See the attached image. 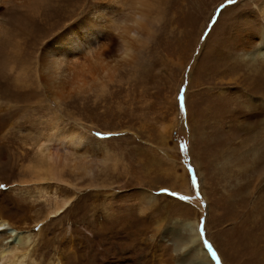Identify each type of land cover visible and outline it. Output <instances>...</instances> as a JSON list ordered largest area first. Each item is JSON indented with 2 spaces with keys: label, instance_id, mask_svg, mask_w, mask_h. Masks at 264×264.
Returning a JSON list of instances; mask_svg holds the SVG:
<instances>
[{
  "label": "rangeland",
  "instance_id": "1",
  "mask_svg": "<svg viewBox=\"0 0 264 264\" xmlns=\"http://www.w3.org/2000/svg\"><path fill=\"white\" fill-rule=\"evenodd\" d=\"M259 3L0 0V220L24 242L0 264H264V70L237 47Z\"/></svg>",
  "mask_w": 264,
  "mask_h": 264
},
{
  "label": "bare ground",
  "instance_id": "2",
  "mask_svg": "<svg viewBox=\"0 0 264 264\" xmlns=\"http://www.w3.org/2000/svg\"><path fill=\"white\" fill-rule=\"evenodd\" d=\"M257 11L258 13L260 14V16L264 17V0H260V3L257 5ZM257 13V14H258ZM255 24V23H254ZM252 24H249L248 26H251ZM264 28V26H263ZM261 31H255L254 30H251V31H245V33L243 34H240V40L237 44V47L239 48V50L241 49L244 54H246V60L248 62V64L250 63V65H255V64H259V66L257 67H261L263 70H264V29H260ZM137 34V33H136ZM66 44V43H65ZM69 45V44H68ZM116 46V45H115ZM245 61V60H244ZM247 64V63H246ZM244 64V65H246ZM247 66V65H246ZM255 67V68H257ZM250 69H252V67H249ZM259 69V68H257ZM264 72V71H263ZM248 73V72H247ZM254 73V71H253ZM252 73V74H253ZM255 74V73H254ZM258 74V73H257ZM245 75V74H244ZM263 75V74H262ZM261 76V74H260ZM241 77V76H240ZM264 77V75H263ZM260 78V77H259ZM249 77H246V76H243L242 78H240L239 80V84L241 86H245L247 81H248ZM251 79V78H250ZM261 81V79H260ZM249 82V81H248ZM258 83H256L252 88L251 90L248 89L249 92H258L259 91V86L261 85V82H259V80H257ZM250 86V85H247V87ZM247 90V89H246ZM260 93L264 92V90L262 91H259ZM258 126V123H252V128H257ZM251 127H247L246 131L249 130ZM261 129V127H260ZM256 130V129H255ZM259 130V129H258ZM252 131V130H251ZM264 131V130H263ZM261 131V133L263 132ZM68 132V131H67ZM78 131H71L70 134H67V135H64L63 138H66V137H69L68 138V143L70 144H73V145H79L80 143L83 144L82 146V149H84V152L86 151H90V150H93L95 149L96 146H99L100 144L90 138L89 136L87 135H82L81 133H77ZM62 133V132H60ZM60 135H58V138L57 140H60L62 137H59ZM263 136V135H262ZM47 138V137H46ZM55 135H51L46 141H52L53 139H55ZM62 138V139H63ZM254 139V142H255V137H253ZM263 138V137H262ZM264 140V139H263ZM262 140V141H263ZM247 141H244L243 143L240 144L241 147L243 146H246V143ZM46 143V142H45ZM256 143V142H255ZM262 143V142H261ZM264 143V141H263ZM262 143V144H263ZM256 145V144H254ZM259 147V146H258ZM98 148V147H97ZM52 153V152H50ZM247 153V152H246ZM54 154V153H53ZM252 154V153H251ZM52 155V154H51ZM55 155V154H54ZM49 156V155H48ZM243 158H244V153H243ZM105 159V158H104ZM248 159V158H247ZM258 159V158H257ZM54 157L52 158V163L51 165H48L46 164V166H42L40 168H37V169H33L32 172H34V174L41 178V179H45L46 177H50V178H53L56 173H54V171L56 170L54 168ZM92 162V161H91ZM251 162V161H250ZM257 164V163H256ZM256 166V165H255ZM84 170L86 173H90L91 172V166L90 165H87L86 167H84ZM253 170V169H252ZM250 172V171H249ZM248 172V173H249ZM245 174V173H244ZM237 175L238 177L241 176L240 172H237ZM248 178V180L246 181V179ZM247 178L241 182V187L240 189H244L246 188L248 185H250V183H252V180L248 177V174H247ZM257 184L256 186H261V189L264 190V168L263 170L261 171V173L258 175L257 177ZM250 182V183H249ZM66 200L67 199H63V200H59V201H55L54 204H53V208H52V211L51 213H54V214H57L58 212L61 211L62 208L66 207ZM50 213V214H51ZM193 223L192 221L190 220H185L184 218V221H182L181 223V229L185 230V232L188 234L187 237L183 238L186 239L187 241V244L186 246H192L193 243L195 241H198L199 238L198 236H194V231L196 230L195 227L193 226ZM195 224V223H194ZM3 230V233L4 234H7V242H10L11 244H9L8 247H6L5 245V248H0V258H3L6 256V254H10L11 257L17 252L18 250V245L19 244H23L24 242L23 241H19V239H17L16 237H12L13 235L17 234V230H14L12 227H10L8 225V223L4 222L3 220H0V231ZM177 232V231H176ZM192 234V235H191ZM177 240L179 242H181L182 240V236L179 235V233L177 232V234H175ZM195 237V238H194ZM185 241V242H186ZM184 243V242H183ZM23 246V245H21ZM195 246V245H194ZM197 247V246H196ZM199 247V246H198ZM197 247V248H198ZM188 248V247H187ZM191 249V248H190ZM188 250V249H187ZM200 250V249H199ZM20 251V250H19ZM19 251H18V254H19ZM193 251V249H192ZM205 251V250H203ZM202 252V250H201ZM22 253V252H21ZM24 253V252H23ZM26 253V252H25ZM194 253V252H193ZM195 254V253H194ZM25 255V254H24ZM192 257V256H191ZM202 257V256H201ZM15 258V257H14ZM194 258V257H193ZM6 259V258H5ZM12 259V258H11ZM202 259V258H201ZM200 259V260H201ZM3 260V259H2ZM1 260V261H2ZM13 262V261H12ZM21 263V261H19ZM203 262V261H202ZM7 264V263H6ZM16 264V262H15ZM58 264V262L56 263Z\"/></svg>",
  "mask_w": 264,
  "mask_h": 264
},
{
  "label": "snow or ice",
  "instance_id": "3",
  "mask_svg": "<svg viewBox=\"0 0 264 264\" xmlns=\"http://www.w3.org/2000/svg\"><path fill=\"white\" fill-rule=\"evenodd\" d=\"M236 0H228V3L229 4H232V3H235ZM179 100H180V107H181V110H184V96H183V90H181V95L179 97ZM97 135H100L99 133H97ZM192 181L193 183L195 184L196 182V179H195V176L192 177ZM4 186L3 185H0V188H3ZM173 196L176 195V193H172ZM180 199L182 200H186L188 199V197H180ZM201 234L203 235V225H201ZM205 246L209 249V251L211 252V255L213 257V259H217L218 260V257L216 255V252L215 251H212V246L210 244L207 243V241H205Z\"/></svg>",
  "mask_w": 264,
  "mask_h": 264
},
{
  "label": "clouds",
  "instance_id": "4",
  "mask_svg": "<svg viewBox=\"0 0 264 264\" xmlns=\"http://www.w3.org/2000/svg\"><path fill=\"white\" fill-rule=\"evenodd\" d=\"M125 23H128V22H125V21H121L119 25H117V27L113 30V33L114 35L116 36H119L120 35V28L121 26H123ZM132 24L133 27H140V22L136 21V20H133L130 22Z\"/></svg>",
  "mask_w": 264,
  "mask_h": 264
}]
</instances>
